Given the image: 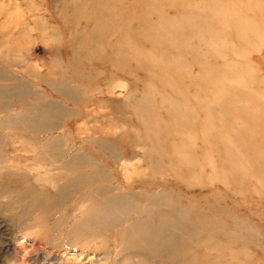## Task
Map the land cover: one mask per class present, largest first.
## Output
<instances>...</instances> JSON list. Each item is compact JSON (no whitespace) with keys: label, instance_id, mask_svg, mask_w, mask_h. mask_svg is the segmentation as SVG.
<instances>
[{"label":"rangeland","instance_id":"obj_1","mask_svg":"<svg viewBox=\"0 0 264 264\" xmlns=\"http://www.w3.org/2000/svg\"><path fill=\"white\" fill-rule=\"evenodd\" d=\"M129 2L125 5L128 10H132L133 6L130 0ZM175 4L177 5V0ZM0 5V19L3 18L5 21L6 18L5 30L8 33L18 29L12 16V13L17 12L22 14L26 23L27 17L40 16L50 26L45 32L36 25L33 26V37L28 34L29 28L19 38H14L13 33L16 31L8 36V52L17 50L20 54L30 52L32 55L25 58L29 66H25L24 62L12 63L10 59L0 60V68L6 70V76L0 72L4 78L0 79V83L6 84V88L0 89V103L4 102L7 106L5 110L0 111V119L29 110L27 106L31 104L29 107H32L34 102L54 103L58 108L55 112L56 118L58 117L57 125L47 135H58L62 138V144L66 142L75 146V149L82 146L83 152L97 159V165L103 166L106 171L115 168L120 179L124 176L123 164L127 163L132 166L127 171L129 174L142 177L154 174L153 179L164 178L166 183L172 179V175L180 176L184 173L187 160L196 156L199 160L193 165L194 168L204 171L213 167V173L219 175L220 181L215 182L212 189L219 195H224L215 203L212 202L215 209L203 207L201 205L203 203H198L203 198L197 197L194 202V205L199 206L194 208L196 214L200 217L208 212L219 215L220 209L218 210L217 204L225 206L232 215L222 213L229 228L234 229L235 222L245 221L232 232L242 229L244 225L249 226L239 233L246 236L244 244L239 245L235 239L231 240L229 251L232 252L235 261L228 259L229 263L264 264V251L261 246L264 244V119L263 121L261 119V114L264 115V0H238L237 6L241 11L237 16L231 13L225 18H217L215 22L218 25H228L225 34L228 41L234 44L233 50L238 49L240 53L232 55L234 57L230 60L234 62L221 74L223 81L217 85V89L208 83L207 88L197 67L191 72V66L188 65L186 71L178 75L180 83H188L189 91L185 95L164 89L165 84L155 79L158 73L156 70L160 68L155 61L159 60L157 57L151 61L144 58L143 62L134 63L115 59L119 70L111 73L114 64L108 59L111 44L107 43L111 27L106 26L112 17L102 21L105 27L96 32L100 50L89 58L90 50L83 45L89 46L90 42L88 40L76 42L73 40L75 35L70 34L69 27H66L75 23L70 17L71 12L65 6L66 0H0ZM32 5L35 10L32 9ZM136 24H139L137 20L130 23L133 28H138ZM75 27L73 30H76ZM235 28L249 39L239 38L238 34L233 32ZM83 31L77 30V33L81 34L79 36L84 35ZM138 36L137 39L140 41L143 37ZM147 46L150 47L149 44ZM50 47L54 49L53 54L48 51ZM154 51L155 55L159 56L156 50ZM58 61L63 64L67 85L76 90L74 101L53 90L42 78L54 74L52 80L60 82L63 76ZM140 65H144L145 68H141ZM241 66L249 67L247 68L249 74L239 71ZM30 70L39 73V77L29 75ZM144 75L149 77L151 82L149 85L154 89L141 96L140 86L135 87L132 83L136 79H142ZM167 75L170 74L162 69V76L167 78ZM112 77L114 80L111 81ZM24 83L28 85L25 91L21 88ZM177 96L182 97L184 102L177 100ZM166 97L171 98V101H167ZM125 100L127 106L124 103V108H121L120 103ZM116 101L118 103L114 105ZM141 117L147 119V126L141 122ZM250 117L254 118L253 121ZM176 118L178 121L175 122ZM244 118L248 119V123ZM206 120L211 121L210 128L207 131L199 130L201 122L205 124ZM188 125H198V131L190 134L187 140L189 144L184 146L180 136H172L171 133ZM0 131H3L6 137L5 143L0 146L2 155L0 187L3 188L0 200L7 202L9 199V195L4 193L5 188L15 187L18 192L21 190L23 182L17 173L21 171L26 172L31 181L39 184L38 187L46 186L52 191L57 190L53 183L36 179L34 167L31 166L35 159L25 160L20 157L34 155V148L37 147L39 150L40 140H45L47 136L42 138L44 134L42 133L40 140L35 142L29 141L26 132L22 135L15 127L1 126ZM145 135L148 136V140L143 139ZM131 136L136 139L142 138L145 144L147 142L149 144L143 146L144 142L138 143L135 139L132 140ZM114 137L118 156H113L111 150L114 149L105 147L101 142ZM13 140L17 143L13 144ZM128 148L131 155L126 153ZM227 148L230 149V153L227 152ZM207 149L212 155V161L209 162L204 153ZM220 150L223 153L222 158L219 155ZM228 162L232 165L235 163L238 167L236 172L239 173L238 182L230 184L220 177L226 171ZM207 175L200 173L197 179L190 177V174L186 175V183L204 184ZM155 184L157 186L152 188L154 190H163L165 187V184H161L163 186H158L160 184L156 182ZM165 189L169 198L165 201L159 199L160 211L163 208L162 210L167 209L166 212L171 213L174 209L173 204L177 203L187 209L188 203L179 202L181 193L174 191L176 188L173 185ZM88 202L91 201H86L85 204L76 200L71 204H65L55 213L42 221L37 220L36 223L30 221V217L22 212L20 215L24 219V225L15 223L8 213L0 209V264L11 262V264H171V261H174L153 253L149 257L139 249H134V252L127 249L119 252L122 247L120 232L126 224L121 221L117 226L110 225L100 229L99 226L93 227V220L85 223L87 210L93 206ZM1 204L0 201V206ZM138 210L141 208L135 207L133 212L138 214ZM39 211L35 210L33 215ZM234 217L238 219L235 221ZM152 221L159 222L156 216L152 217ZM212 222L221 224L215 219H212ZM115 226L116 230H119L120 238L114 236ZM76 227L89 228L91 233L89 236L81 233L72 234ZM233 236L237 234L233 233Z\"/></svg>","mask_w":264,"mask_h":264},{"label":"bare ground","instance_id":"obj_2","mask_svg":"<svg viewBox=\"0 0 264 264\" xmlns=\"http://www.w3.org/2000/svg\"><path fill=\"white\" fill-rule=\"evenodd\" d=\"M130 1L133 6L132 10H128L125 5V3L127 5L130 3L129 0H66L65 6L71 12L70 17L75 22L66 27H69L70 34L75 35L73 40L76 42H84L85 40L90 42L89 46L83 45L90 50L88 57L91 58L92 55L99 52L100 48L96 32L105 27L102 25V21L112 17L106 26L111 27L107 35V43L111 44V54L108 59L114 64V68L110 70L112 74L119 70L116 67L115 59L120 61L129 60L134 63L137 61L143 62L144 58L151 61L154 57H157L159 60L155 61L160 68L156 70L158 73L155 79L165 84L163 86L164 89H171V91H177L185 95L189 91L188 83H180L178 75L186 71L185 68L188 65L191 66V72L197 67L207 88L208 83L212 84L214 89H217V85L223 81L221 74L225 73L227 66L234 62L230 60L234 57L232 55H238L240 50H233L234 44L228 41V36L225 34L228 25H218L215 21L217 18H225L231 13H233V16H237L241 11L237 6L238 0H218L217 2L216 0H177V5L175 4L176 0ZM123 5L125 7H122ZM32 9L35 10L33 5ZM80 12L83 13L82 16H80ZM12 16L18 29L11 30L9 33L5 30L6 18L5 21L3 18L0 19V60L8 61L10 59L12 63L13 61L16 63L24 62L25 66H29V62L25 61V58L28 55L31 56L32 53L20 54L17 50L8 52V36L16 31L13 33L14 38H19L29 28L28 34L33 37V26L36 25L42 32L47 31L46 29L50 26L40 16L27 17V23L19 12L12 13ZM117 18L119 19L118 21ZM133 20L139 22V24H136L138 28H133L130 25ZM74 26H76V30H73ZM79 29L84 30V35L79 36L81 35L77 33ZM233 32L237 33L242 40L249 39L244 33L237 31L236 28L233 29ZM138 35L143 37L140 41L137 39ZM56 37L57 34L55 33L54 39ZM148 44L150 47L147 46ZM74 48L76 50L75 46ZM154 50L159 56L155 55ZM48 51L52 54L54 53L52 47L48 48ZM160 51L162 54H160ZM209 58H213V60ZM58 62L60 64V61ZM140 66L145 68L144 65ZM62 67L63 64L61 63L60 73L63 77L60 82L56 83L52 80V75L54 74L45 75L42 78L48 82L49 86H52L53 90L55 89L56 92L62 94L66 99L74 101L76 90L67 85L65 72ZM247 68L249 69V67ZM247 68H239V71L247 75L249 74ZM29 69L32 68L29 67ZM162 69L167 74H170L169 76L167 75V78L162 76ZM35 70H30L28 74L33 77H39V73ZM147 71L150 72L148 69ZM0 72L6 76V70L0 68ZM1 73L0 79L4 80ZM203 73L211 77L204 76ZM144 76L138 80L134 77L136 81L132 83L135 87L140 86L139 93H141V96H145L147 92L154 89L149 85L151 83L149 77ZM206 78L210 79V81ZM151 79H153V75ZM112 80H114V77H112ZM27 87V83H24L21 88L25 91ZM2 88H6V84L0 83V89ZM84 93H86V90H84ZM179 98L177 96V100L184 102L182 97L179 96ZM166 99L171 101V98L166 97ZM117 103V101L114 102V105ZM124 103L127 106V100L120 103L121 108H124ZM134 103H131V105ZM53 104L47 101L34 102L32 107H29L31 104L27 106L29 110L17 112L0 119V127H15L20 130L18 132L22 135H24L23 132H26L29 141L37 142V140H40L42 133H44L42 138L47 136L45 140H40L39 150L37 147L34 148V155L20 157L25 160L35 159L32 161L31 166L34 167L33 173L36 175V179L38 181H49L56 185L57 188V190L52 191L46 186L38 187L39 184L31 181L28 178L29 176L25 174L26 172H17L23 182L21 190L18 192L15 187L5 188L4 193L9 195V199L7 202L0 200L2 202L0 206L2 212L8 213L15 223L24 225V219L20 215L22 212L30 217V221L36 223L38 222L37 220L42 221L47 216L55 213L65 204H71L76 200L83 201L85 204L86 201H91L88 203L93 206L87 210L85 223L93 220V227L99 226V228H105L110 225L117 226L121 221L126 224L120 232L122 247L119 252L125 249L134 252V249H139L149 257L153 253L169 260L174 259L171 264H231L228 259L235 261L232 252L229 251L231 249L230 242L235 239L239 245L244 244L246 236L239 233L249 228V226L244 225L242 229L236 232L232 231L240 227L245 221L235 222L234 229L229 228L227 221L225 222L223 219V214L228 213L230 215V212L226 210L225 206L223 207L219 204H217L218 210L220 209L219 215H212L211 212H208V215L205 214L200 217L194 210L195 207H199L194 205L195 199L199 196L203 199L199 200L198 203H203L201 204L203 207L211 209H215L212 202L215 203L221 196H224L223 194L219 195L212 189V185L220 181L219 175H214L213 167L206 168L205 172L199 171L198 168L193 166L199 160V158L194 156L187 160V164L184 167L185 174L182 173L180 176L174 174L172 179L167 180L165 183L164 178L161 180L153 179L154 174L147 175V177L133 176L129 174L130 172H127L132 166L124 163L123 174L125 176L127 172V175L125 177L122 176V179H120L118 173L115 172V168L112 167L110 171H106L103 166L96 164L98 163L97 159L89 157L87 152H83L84 148L82 146L75 149V146L66 144V142L62 144L60 136L55 134L47 135L57 125L58 117L56 118L55 112L58 108ZM4 108H7L6 104L4 102L0 103V111ZM140 119L146 126L148 125L147 119L143 117ZM244 119L248 123V119ZM250 119L253 121L254 118L250 117ZM261 119L262 121L264 119L263 113L261 114ZM174 121H178L177 118ZM210 125L211 121L206 120L205 124L201 122L199 130L207 131ZM187 127L177 128L171 133L172 136H180L184 146H188L187 140H189L190 134H195L198 131V125H188ZM12 138L14 139L13 136ZM130 138L132 140L135 139L138 143L144 142L142 138L136 139L132 136ZM115 139L116 137L107 141L101 140V142L105 147L109 146L114 149V151L111 150L114 153L113 156H118ZM143 139L148 140V136L145 135ZM4 141H6L5 134L0 131V146L5 143ZM16 143L17 141L13 140V144ZM148 144V142L146 144L144 142L143 146ZM207 150H204V153L208 157L209 162L212 161V155ZM175 152L178 154L177 151ZM227 152L230 153L229 148H227ZM126 153L131 155V150L129 148L126 149ZM219 155L220 158L223 157L221 150ZM1 157L2 155L0 154ZM62 157L65 159H62ZM58 159H61V161L59 162ZM226 166L228 170L234 171V173L226 169L220 177L227 180L225 182L230 184L238 182L237 174L239 173H236L238 167H236L235 163L233 165L229 163ZM188 173L194 179H197L200 173L208 174L207 180H205L206 183L203 184L201 182L189 185L186 183V175H189ZM155 182L160 184L158 186H163L161 184H165V187L173 185L176 188L174 191L181 193L179 202L188 203L186 205L187 209L177 203L173 204L174 209L171 210V213H167V209L162 210L163 208L160 211L161 203L159 199L162 198V201H165L169 198V194L165 187L163 190L152 189L157 186ZM2 192L3 188L0 187V193ZM135 207L141 208V210H138V214L133 212ZM35 210L40 211L38 214L33 215ZM153 216L158 218V223L152 221ZM212 219L221 222V224L213 223ZM236 219L238 218L234 217L235 221ZM116 226L113 229L116 231L114 236L115 238L117 236L120 238V233L118 229L116 230ZM80 233L81 235L89 236L91 231L89 228L76 227L74 232H72V234ZM233 233L237 234V236H233ZM125 242L127 243L126 245ZM261 246L264 251V244Z\"/></svg>","mask_w":264,"mask_h":264}]
</instances>
